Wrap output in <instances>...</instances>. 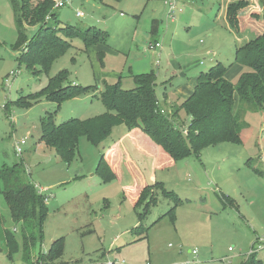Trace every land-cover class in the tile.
<instances>
[{
  "label": "rangeland",
  "instance_id": "1",
  "mask_svg": "<svg viewBox=\"0 0 264 264\" xmlns=\"http://www.w3.org/2000/svg\"><path fill=\"white\" fill-rule=\"evenodd\" d=\"M37 1L31 0V3ZM183 1L187 3L178 4L173 26L170 19L165 22L167 17L160 0H104L102 3L73 0L70 6L55 10L59 25L96 28L108 35L105 45L96 44L85 50L82 40L73 38L70 49L43 73L38 67L27 68L24 61L18 59L21 48L16 49L18 34L11 4L9 0H0V170L16 166L21 183H32L38 189L47 190L44 192L48 199L43 238L33 251L34 256L47 254L51 243L62 239L63 254L56 264L114 261L177 264L191 260L197 264H226L223 259L230 260L231 264H242L252 254L264 264V115L261 112L243 115L246 126L241 130L242 144L208 147L201 151L198 160L192 157L187 160L190 166H177L165 189L172 191L178 202L155 192L157 204L140 222L137 216L140 210L135 211L129 199L121 194L126 173L123 172L120 182L110 183H103L96 174L103 145L94 147L81 138L76 157L70 164H64L53 150L39 143L41 121L54 111V103L40 100L30 107L16 106L20 97L40 92L49 79L65 70L68 84L92 86L95 92L76 98L80 99L76 102L63 103L55 113V124L100 116L104 108L98 104V97L106 85L119 82L122 89H132L130 78L136 70H149L148 63L157 69V61L160 69L165 67L164 59L157 57L159 50L150 49L155 39L163 43V51L169 54L171 46L177 51L182 43L199 48L198 60L202 64L198 67L206 72L215 63L205 57L204 51L220 47L222 55L228 56L231 39L225 29L213 23L217 11L213 0ZM247 2L249 9L259 6L258 2ZM75 11H81L84 17H76ZM154 18L156 21H152ZM151 26L158 29L157 37L151 36ZM202 27L212 28L213 35L211 31L201 30ZM26 30L29 40L36 28ZM170 33L176 36L170 39ZM239 42L245 41L240 39ZM113 51L117 56L110 53ZM157 84L160 93L169 88L165 83ZM188 123L185 119V124ZM125 129L114 127L110 137L122 136ZM21 139L25 140V145L23 153L17 155L14 141ZM122 141L125 145V138ZM257 143H261V151ZM137 164L148 184L160 182L153 179L149 160L141 157ZM187 172L195 173L203 191L188 188L194 176ZM165 173L163 175H167ZM179 180L177 187L175 181ZM171 209L172 218L166 215ZM0 216L19 245L12 262L7 259L5 250L1 251L0 264H26L22 260L20 227L12 221L1 194ZM137 227L141 228L133 232ZM229 248L232 252H228ZM194 249L198 251L195 258L190 254Z\"/></svg>",
  "mask_w": 264,
  "mask_h": 264
},
{
  "label": "trees",
  "instance_id": "2",
  "mask_svg": "<svg viewBox=\"0 0 264 264\" xmlns=\"http://www.w3.org/2000/svg\"><path fill=\"white\" fill-rule=\"evenodd\" d=\"M9 1L18 34L16 49L21 48L18 59L23 60L29 69L38 67L40 72L47 73L53 62L70 49L73 38H80L86 50L103 44L108 36L91 27H61L55 11L58 9L53 8L54 0H39L35 4L31 0ZM95 1L102 3L104 0ZM257 1L259 9H249L248 2L238 1L228 5L226 11V20L232 32L238 37L247 36V40H243L245 42L236 46L233 54L234 64L242 67L244 72L235 83H231L225 78L227 67L222 63L215 64L200 73L191 96L170 113L161 114L155 93L154 72L132 75V89H122L119 82L106 85L98 97L105 112L84 121L70 119L58 125L54 122L55 113L63 103L95 92L92 86L68 84L65 70L49 79L40 92L20 97L16 106L26 108L40 100L55 104L54 111L41 121L40 142L67 165L76 157L81 138L97 147L110 137L117 126H124L128 132L138 130L157 148L154 159L157 170H168L178 161L190 157L198 160L201 151L208 147L224 143L242 144L241 130L246 126L243 115L246 112L264 113V0ZM26 28H36L29 40ZM156 43L153 41V44ZM184 118L189 120L186 135L180 127L185 123ZM252 171L262 175L258 170ZM96 174L103 183L116 179L105 159V152L100 154ZM134 178L137 179L135 175ZM0 185V194L10 217L20 227L23 262L56 264L63 254L62 239L53 241L47 254H33L43 238L46 197L32 183H21V174L16 166L0 170ZM157 191L163 198L178 202L176 195L167 191L160 182L144 185L133 201L132 194L122 192L123 198L132 202L134 210H140L137 214L140 222L157 204ZM166 215L172 218L173 209ZM138 228L141 227L134 228L133 232ZM18 249L17 238L4 227L0 216V252L5 250L7 259L12 262ZM242 264L262 262L252 254Z\"/></svg>",
  "mask_w": 264,
  "mask_h": 264
},
{
  "label": "crops",
  "instance_id": "3",
  "mask_svg": "<svg viewBox=\"0 0 264 264\" xmlns=\"http://www.w3.org/2000/svg\"><path fill=\"white\" fill-rule=\"evenodd\" d=\"M160 1H162V4L165 9L164 15L165 17H167L165 0H160ZM213 1H214V5L217 7V11L215 12L213 16L214 17L213 23L216 24L218 28L225 29V32H227V34L229 35L231 39L232 47L230 48L231 54L228 53V56L222 55L220 47L214 51L210 49H206L204 51L206 55L205 57L209 58V61L212 64L222 63L225 67H227L225 78L229 82L235 83L238 77L240 76V74L244 72V70L239 65L234 64L233 62L234 61L233 60L234 50L236 46L241 45V43L239 42L240 39L247 40V36L242 35L241 36L242 38L240 36L239 38L236 34H234V32H232L226 20V11H227L228 5L236 2L237 0L235 1L234 0H213ZM247 1H250L253 3L258 2L257 0H246L245 2ZM186 3L187 2L182 1L183 5H186ZM253 8L259 9V6H256V7L254 6ZM166 20H168V18L165 19V22L168 23ZM202 20L203 19H201V22ZM152 21H156V19L154 18ZM160 22H163V20L160 19ZM170 22L173 26L176 23L172 21ZM202 28L203 29L201 30H204L205 32L211 31V35H213L214 32L212 28L210 27L208 28L202 27ZM150 33H151V36L157 37L158 29L155 28L154 26H151ZM168 34L169 32L167 33V35ZM170 35H171L170 39H172V36H176L175 33H170ZM153 41L160 43L159 39H155ZM160 46H161L160 48L158 49L156 48L153 50H159L157 57L158 59H161V58L164 59L163 62H165V67H162V69H160L159 68L160 62L158 63V61H157V65L155 64V67H158L157 69L154 68L153 64L148 63L149 68L147 69L149 70H145V68L144 70H136L135 74H132V75H139V74L154 72L156 74L155 93H156L158 105L163 111L170 113L172 110L176 109L181 102L188 99L193 93L196 83H197V78L200 75V73H203L198 67L199 65L202 64V62L198 60L199 48H195V46L193 45L182 43V48L179 49L178 47L179 50L177 51H175L174 48L171 46L170 54L163 51V43L162 45L160 43ZM98 47L99 48L102 47L103 49H105V47L102 45H99ZM105 50L111 51V49H105ZM110 53L117 56V52L113 51ZM130 80H132V78H130ZM158 82L165 83L166 85L169 86V88L168 89L164 88V90L161 91L160 93L158 91V88H159L157 84ZM72 85L74 84L72 83ZM133 87H134V84H133ZM78 100L80 99H73L71 101H67V103L76 102ZM84 100H89V99H84ZM98 102H99L98 104H101L100 101ZM104 112H105V109H104ZM262 114L264 115V113ZM185 125L187 126V124L184 123L183 125H180V127H185ZM260 132H263V129H261ZM110 136H112V132ZM123 138H125V142H126L125 145L123 144V141H122ZM107 140H108L107 143L105 141L104 143L101 144L103 145L101 149H102V153L105 152V159L116 175V179L112 182H120L122 174L123 172H125L127 175L126 177L127 180L124 182L125 184L121 185L120 187L121 194L122 192H125L127 195L132 194V197H133V199L131 198L132 201L137 197L139 190L144 185L148 184V181H146L145 179L144 173L140 169V166L137 164L138 158L143 157L151 162L152 164L151 169L153 172L152 177L153 179H157V181H160V183L163 184L164 188L166 187V185H168V182L170 181V179L172 178V174L174 173L173 170L177 166H180V164H184L185 167H188L191 165V163L187 161L189 158H187V159L178 161L172 168H169L168 170H157L155 168V162H154V159L157 155V148L153 144H151L148 141V139H146L138 130L128 132L125 129V132L122 134V136L116 139H112L111 137H109ZM39 143H40V138H39ZM40 144H42V142ZM258 148H259V151L262 150L261 143L258 144ZM164 173L167 175H163ZM192 174L190 172H187V175H192ZM134 175L137 177L138 181L137 179L134 178ZM162 175L165 177H162ZM193 176H194V180L192 181L193 184L192 186H188V188L199 191V192L203 191L204 188L200 186L199 178L195 175V173L193 174ZM67 181L69 182L70 180H67ZM175 183L177 184V187H179L180 180L177 182L175 181ZM38 190L41 191V194L43 195H44V192L47 191L46 189H42L40 187ZM46 199H48V197H46Z\"/></svg>",
  "mask_w": 264,
  "mask_h": 264
},
{
  "label": "built area",
  "instance_id": "4",
  "mask_svg": "<svg viewBox=\"0 0 264 264\" xmlns=\"http://www.w3.org/2000/svg\"><path fill=\"white\" fill-rule=\"evenodd\" d=\"M73 0H54V9H60V8H64V7H68L71 5ZM183 0H165V6H166V15L167 18L170 19L171 21L175 20L174 18V14L176 13V11L178 10V4L181 3ZM75 15L78 18H83L84 15L81 11H75ZM160 44L156 43L153 45V47H150L151 50L153 49H158L160 48ZM165 111L161 110V114H164ZM183 133L186 135L187 133V126L185 127H181ZM25 145V140L21 139V140H15L14 141V149L17 153V155H21L23 153V148L22 146ZM38 190V189H37ZM39 191V190H38ZM41 193V191H39ZM45 202H47V199L45 200ZM228 252H232V249L229 248ZM191 256L193 258L198 256V251L196 249L192 250L190 252ZM224 263L226 264H231L230 260H222ZM106 264H125L124 261H114V262H108ZM148 264V263H147ZM177 264H197V262H195L194 260H191L189 262H185V263H177Z\"/></svg>",
  "mask_w": 264,
  "mask_h": 264
}]
</instances>
